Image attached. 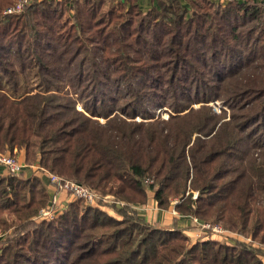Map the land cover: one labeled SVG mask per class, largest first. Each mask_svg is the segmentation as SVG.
<instances>
[{"label":"trees","instance_id":"16d2710c","mask_svg":"<svg viewBox=\"0 0 264 264\" xmlns=\"http://www.w3.org/2000/svg\"><path fill=\"white\" fill-rule=\"evenodd\" d=\"M20 1L0 0V153L127 205L118 217L76 199L37 221L51 197L41 176L0 175V264H264V0L7 12ZM149 190L252 241L151 224L130 208Z\"/></svg>","mask_w":264,"mask_h":264},{"label":"built area","instance_id":"2783aa9c","mask_svg":"<svg viewBox=\"0 0 264 264\" xmlns=\"http://www.w3.org/2000/svg\"><path fill=\"white\" fill-rule=\"evenodd\" d=\"M25 2H27V0L20 1L16 6L8 8L7 12L20 11L24 6ZM0 165H2L5 168V170L10 174H21L23 170L27 166H29L28 164L24 163V161H22L18 156L12 155L10 153H0ZM36 169L39 170L38 175L39 176L46 175L49 183L54 187V192L51 194L50 201L46 207L41 209L38 215L39 218L54 219L58 217L60 214L64 212L67 204L70 201L76 199H83L88 204L99 206L107 211L108 209H106L105 207L112 208L111 210H113L115 214L110 213L109 211L108 212L111 215L118 217H120V215L116 212V207H122L127 205L126 202H124L123 200L116 199L112 194H103L102 192L93 189L88 185H85L70 178H66L57 173L50 172L49 170L41 168L40 166H37ZM146 181L151 182L149 180ZM61 191H64L68 194L67 199L69 201L66 200L65 202L64 201L60 202L58 193ZM130 208L132 211L137 212L143 209V206L131 204ZM194 220L198 224V227L201 230H208L209 232L218 235L220 238H222L223 236L226 237L227 236L226 233L229 231L220 224L203 222L196 217H194ZM238 235L240 236L241 234L238 233ZM243 237L247 242L252 241L250 238H247L245 236Z\"/></svg>","mask_w":264,"mask_h":264},{"label":"crops","instance_id":"0c3cea01","mask_svg":"<svg viewBox=\"0 0 264 264\" xmlns=\"http://www.w3.org/2000/svg\"><path fill=\"white\" fill-rule=\"evenodd\" d=\"M140 7L143 10H149L154 5H157V0H139ZM24 151H20L19 155L21 158H24ZM37 166H27L21 175L25 177H29L34 173V170ZM8 174L5 168L0 165V175H6ZM41 178L44 180L48 191L51 194L54 192V187L51 185L48 181V178L46 175L41 176ZM58 197L60 202L68 200V194L64 191H61L58 193ZM69 201V200H68ZM175 202L168 208V209H162L158 207L157 200L155 199V192L152 190L147 191V202L143 206V209L137 211L138 215L145 218L148 222L151 224H154L156 226L165 227V228H178L182 229L192 240V242H196L198 240H205L208 239L210 236H203L199 237L198 239L194 238V234L192 233L193 224H194V217L192 215H183L179 214L175 210ZM109 211V210H108ZM112 213L111 211H109ZM209 232L208 230H204V233ZM227 235V241L228 242H235V241H245L243 240L238 233L228 231L226 233ZM238 235V236H236ZM236 238L237 240H234L233 238ZM214 239H220L218 237L212 236ZM264 261V257L262 258Z\"/></svg>","mask_w":264,"mask_h":264},{"label":"rangeland","instance_id":"374dc122","mask_svg":"<svg viewBox=\"0 0 264 264\" xmlns=\"http://www.w3.org/2000/svg\"><path fill=\"white\" fill-rule=\"evenodd\" d=\"M240 80V79H239ZM238 80V81H239ZM84 100V99H83ZM82 100V101H83ZM84 102H90V104L92 103V101H91V99H88L87 101H85L84 100ZM211 104L214 106V108H215V110L219 113L220 112V109H221V105L223 106V102H221V101H217V100H214V101H212L211 102ZM81 105H82V102H81ZM120 106H123V104H120ZM80 108H81V106H80ZM227 109H228V111L229 112H231L230 111V108L229 107H227ZM156 114H160L162 117H168L169 116V110H168V108H161V109H158V110H156ZM137 119H141V117L140 116H138L137 117ZM5 153H10L11 154V152H5ZM20 153V152H19ZM19 153H14L16 156H18L22 161H24V163H26V154H25V151L23 152L24 154V158L22 159L21 158V156L19 155ZM27 164V163H26ZM34 166H39L38 164H35ZM38 169H36L35 168V170H34V173L35 174H37L38 175ZM8 173V172H7ZM9 174V173H8ZM22 174V173H21ZM33 174V173H32ZM20 176V175H19ZM106 209H110L109 211H111L113 214H115V212L113 211V210H111L112 208H108V207H105ZM36 220L37 221H40V220H43L42 218H39V217H37L36 218ZM193 221H194V224H193V229H192V233L194 234V238H196V239H198L199 237H203V236H210V237H212V236H215V237H218V238H220L218 235H215V234H213L212 232H207V233H204V230H201L199 227H198V224L195 222V220L193 219ZM236 236H238V235H236ZM241 236V235H240ZM3 236H0V239L2 238ZM231 238H233V237H231ZM241 238L243 239V240H245V238L243 237V236H241ZM220 239H224V240H227V236L225 237V236H223L222 238H220ZM234 240H237L236 238H233ZM256 244H258V243H256ZM264 247V246H263Z\"/></svg>","mask_w":264,"mask_h":264}]
</instances>
